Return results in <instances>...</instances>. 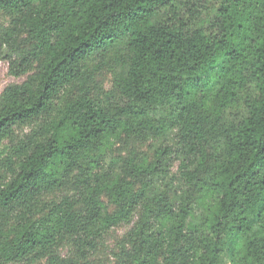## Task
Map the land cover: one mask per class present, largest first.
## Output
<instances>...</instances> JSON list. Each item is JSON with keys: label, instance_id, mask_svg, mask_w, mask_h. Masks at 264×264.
<instances>
[{"label": "trees", "instance_id": "16d2710c", "mask_svg": "<svg viewBox=\"0 0 264 264\" xmlns=\"http://www.w3.org/2000/svg\"><path fill=\"white\" fill-rule=\"evenodd\" d=\"M0 56V264H264V0H0Z\"/></svg>", "mask_w": 264, "mask_h": 264}, {"label": "rangeland", "instance_id": "374dc122", "mask_svg": "<svg viewBox=\"0 0 264 264\" xmlns=\"http://www.w3.org/2000/svg\"><path fill=\"white\" fill-rule=\"evenodd\" d=\"M24 78H16L9 74L8 72V64L5 60H3L0 56V96L3 93L4 89L8 87L11 84H17L23 81ZM111 79L112 77L110 75H106L103 82L102 87L104 90H108L111 87ZM126 142L125 139H123L120 143ZM150 143H148L149 145ZM147 145V146H148ZM124 229H118L114 233V238L119 237L123 233ZM114 242V239L111 240V242L108 243V245L112 246Z\"/></svg>", "mask_w": 264, "mask_h": 264}]
</instances>
